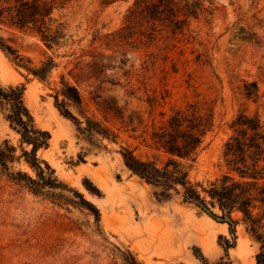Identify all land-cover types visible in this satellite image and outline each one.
Masks as SVG:
<instances>
[{
	"label": "rangeland",
	"instance_id": "374dc122",
	"mask_svg": "<svg viewBox=\"0 0 264 264\" xmlns=\"http://www.w3.org/2000/svg\"><path fill=\"white\" fill-rule=\"evenodd\" d=\"M134 2L73 1L58 13L73 43L52 50L36 34L0 24V37L31 66L47 56L57 62L42 81L0 48V85H24L35 125L50 134L37 157L67 186L50 190L65 197L51 198L0 174V264H129L128 252L139 264H256L257 244L244 224L236 225L225 252L224 238L232 242L227 222L185 201L180 186L163 193L132 174L120 149L162 168L169 156L151 143L153 125L172 106L198 99L212 106L213 127L195 161L182 164L189 181L204 187L224 172L222 150L232 120L241 110L264 113V0H173V15L171 10L164 19L143 21L130 39L91 43L97 32L104 37L119 30ZM62 79L77 88L83 114L111 139H87L60 114L54 95ZM252 82L255 98L246 95ZM148 97H154L152 106ZM68 107L83 126L78 110ZM3 140L21 154L20 135L0 107ZM10 166L34 176L22 157ZM75 192L98 209V221L75 203Z\"/></svg>",
	"mask_w": 264,
	"mask_h": 264
},
{
	"label": "trees",
	"instance_id": "16d2710c",
	"mask_svg": "<svg viewBox=\"0 0 264 264\" xmlns=\"http://www.w3.org/2000/svg\"><path fill=\"white\" fill-rule=\"evenodd\" d=\"M76 0H0V24L36 34L49 50L67 46L73 43L66 23L58 13ZM173 12H170V11ZM174 13L173 0H135L133 7L125 19V24L117 31L101 37L97 32L92 42H121L130 39L137 26L142 22L166 18ZM0 48L14 62L22 67L27 74H32L39 80L48 79L53 68L57 66L52 56L40 61L38 66H31L18 51L0 37ZM254 90L246 88L248 97L257 96L256 83L252 82ZM61 87L55 91L54 105L61 115L71 120L80 135L89 139L93 135L111 139L107 129L96 120L85 116L81 108V98L77 88L62 79ZM24 85H0V107L8 120L10 127L20 135L21 154L16 156V147L8 140L0 142V174L9 181L27 188L35 194L51 198L65 197L53 193L51 189L66 188L50 165L37 157V151L48 146L50 134L35 125L33 116L23 99ZM59 95L61 99L59 100ZM154 97H148L147 103L153 104ZM68 106L75 107L82 121ZM212 106L198 99L174 105L160 124L153 125L149 139L157 149L168 154V159L162 168L154 163L136 157L128 147H121L120 155L125 167L145 182L163 189V193L180 186L185 201L209 204L220 211L215 214L221 222H227L232 242L224 238L222 245L225 252L236 239L235 227L241 222L245 230L257 244L254 258L256 264H264V113H253L241 110L230 124V136L223 144L222 157L225 170L208 186L192 184L188 179V168L183 160L195 161L203 149L206 134L212 130ZM23 144L30 146L24 149ZM24 161L34 172V176L25 171L11 170L10 163L14 160ZM42 163L44 166H42ZM79 202H75L93 212L99 220V211L86 200L82 194L75 192ZM234 214H239L235 218ZM129 264H139L129 252Z\"/></svg>",
	"mask_w": 264,
	"mask_h": 264
},
{
	"label": "water",
	"instance_id": "95a60500",
	"mask_svg": "<svg viewBox=\"0 0 264 264\" xmlns=\"http://www.w3.org/2000/svg\"><path fill=\"white\" fill-rule=\"evenodd\" d=\"M199 206L205 211L207 212L209 215L213 216L214 218L220 220L218 217H216L215 213L211 210V208H209L207 205H205L204 203H200Z\"/></svg>",
	"mask_w": 264,
	"mask_h": 264
}]
</instances>
